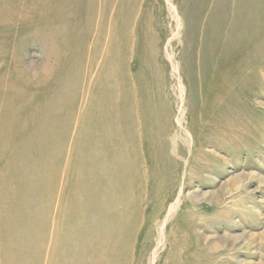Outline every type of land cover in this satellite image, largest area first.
<instances>
[{"label":"rangeland","instance_id":"obj_1","mask_svg":"<svg viewBox=\"0 0 264 264\" xmlns=\"http://www.w3.org/2000/svg\"><path fill=\"white\" fill-rule=\"evenodd\" d=\"M0 264H264V0H0Z\"/></svg>","mask_w":264,"mask_h":264}]
</instances>
